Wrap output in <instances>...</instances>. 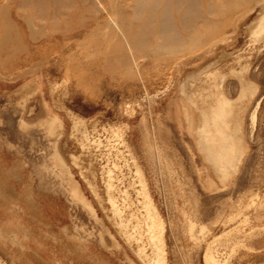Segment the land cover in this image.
<instances>
[{
    "label": "rangeland",
    "instance_id": "374dc122",
    "mask_svg": "<svg viewBox=\"0 0 264 264\" xmlns=\"http://www.w3.org/2000/svg\"><path fill=\"white\" fill-rule=\"evenodd\" d=\"M75 1L0 0V264H264V0L173 54Z\"/></svg>",
    "mask_w": 264,
    "mask_h": 264
},
{
    "label": "bare ground",
    "instance_id": "6f19581e",
    "mask_svg": "<svg viewBox=\"0 0 264 264\" xmlns=\"http://www.w3.org/2000/svg\"><path fill=\"white\" fill-rule=\"evenodd\" d=\"M163 1L166 2L165 5L161 7L160 3ZM44 2H46V0H24L25 4H31L36 10L39 11L42 8L41 4H43ZM51 2L59 10H64L68 6L73 5L72 0H51ZM75 2H76V8L81 6L82 4L96 7V4L99 2V0H76ZM231 3L232 2H229L227 0H221L220 3L219 1L215 4L210 3L209 6L206 7V0H135L134 10L137 13L140 11H144V12L146 11L149 13V15L152 14L151 19L157 23V28L154 31V36H152L153 40L150 37L151 34L150 29L134 30V33L131 36H129L127 39V45L135 46L141 43H145V44L151 43L152 45L156 43L159 44L160 47L156 49H162L164 51H168V53L170 54L176 53L181 48L180 43H183V41H185L186 43L185 42L184 43L188 44V46L190 44L197 43L198 37L194 36L193 34L195 31L198 30L197 27L201 23H203L204 20L202 19L203 17L205 18V16L203 15L205 11H212L213 6L216 7L220 4L225 8L226 7L229 8L233 5V3L232 4ZM256 8H257L256 9L257 13L258 12L259 13L256 14L254 18L253 16L249 18L250 21L247 24L249 26L255 24L256 21L260 22V26H263L264 24V1L258 4ZM178 11L182 13L177 16L174 15ZM205 20L207 21V23L209 22L207 19ZM122 44L123 42H121V45ZM191 76L192 75H190V77ZM220 176H222V174ZM157 249H160V245H157ZM157 251L152 252L149 257L144 254L142 256V259L148 257L147 258L148 260L145 259L147 260V262L143 260L145 262L144 264H166L163 261V257L160 258V255Z\"/></svg>",
    "mask_w": 264,
    "mask_h": 264
}]
</instances>
